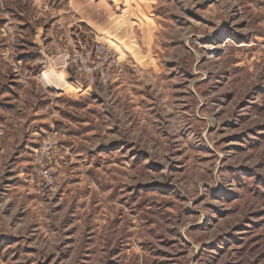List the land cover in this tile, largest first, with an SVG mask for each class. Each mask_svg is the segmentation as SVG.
<instances>
[{
	"label": "rangeland",
	"instance_id": "374dc122",
	"mask_svg": "<svg viewBox=\"0 0 264 264\" xmlns=\"http://www.w3.org/2000/svg\"><path fill=\"white\" fill-rule=\"evenodd\" d=\"M93 40L123 84L64 69ZM7 82L38 145L25 193L0 153V264H264V0H0Z\"/></svg>",
	"mask_w": 264,
	"mask_h": 264
},
{
	"label": "built area",
	"instance_id": "2783aa9c",
	"mask_svg": "<svg viewBox=\"0 0 264 264\" xmlns=\"http://www.w3.org/2000/svg\"><path fill=\"white\" fill-rule=\"evenodd\" d=\"M63 57L64 69H72L87 87L96 84L105 86L126 75V66L122 62L120 52L106 42L93 40L73 50H66ZM56 146L58 147L54 139L48 138L34 158V175L41 178L43 186L50 192L58 190L53 167Z\"/></svg>",
	"mask_w": 264,
	"mask_h": 264
},
{
	"label": "crops",
	"instance_id": "0c3cea01",
	"mask_svg": "<svg viewBox=\"0 0 264 264\" xmlns=\"http://www.w3.org/2000/svg\"><path fill=\"white\" fill-rule=\"evenodd\" d=\"M125 76L117 81L115 83H122L124 82ZM6 88L8 90L3 92L2 98H0V140H2L3 144L0 147V153L10 154L11 152L14 153L13 158L11 160V164L14 166L15 175L12 176L7 180V185L11 189H6L7 193L14 194L17 192H23L27 189L32 190L33 183L27 178V168L29 165H31V159L28 158L31 156V153L35 150L34 148L38 145L37 140L34 138V135H29L28 139L25 136L24 140L19 139V144L15 148L12 146L11 137L15 136L17 133H19V138L21 136L22 131L24 128H27L26 122V112L24 109H21L20 106H16L14 103L18 101L21 103V89L24 88L26 85L25 83H17V85L12 88H18L17 96L11 97L12 92L11 90V84L12 82H7ZM16 112L14 117H11V112ZM34 130H36L34 128ZM24 135V134H23ZM22 135V136H23ZM63 144V143H62ZM15 145V143L13 144ZM12 146V147H11ZM64 144L62 148H64ZM11 182H15L10 184ZM13 189V190H12ZM13 192V193H12ZM65 191H63L64 193Z\"/></svg>",
	"mask_w": 264,
	"mask_h": 264
}]
</instances>
